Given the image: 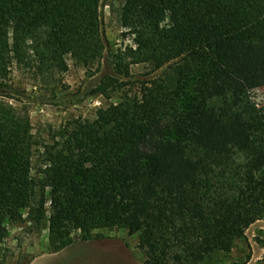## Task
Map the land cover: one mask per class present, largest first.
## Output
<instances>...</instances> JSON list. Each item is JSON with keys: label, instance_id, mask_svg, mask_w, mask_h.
<instances>
[{"label": "trees", "instance_id": "16d2710c", "mask_svg": "<svg viewBox=\"0 0 264 264\" xmlns=\"http://www.w3.org/2000/svg\"><path fill=\"white\" fill-rule=\"evenodd\" d=\"M102 0H0V96L18 66L38 81L104 57ZM135 44L115 73L161 75L91 117L34 131L0 102V246L9 226L49 230V252L98 229L137 235L145 264H200L264 220V0H126ZM127 61V63L125 62ZM127 84L103 77L111 99Z\"/></svg>", "mask_w": 264, "mask_h": 264}, {"label": "rangeland", "instance_id": "374dc122", "mask_svg": "<svg viewBox=\"0 0 264 264\" xmlns=\"http://www.w3.org/2000/svg\"><path fill=\"white\" fill-rule=\"evenodd\" d=\"M125 1H101L106 51L94 69L69 61L66 73L42 82L15 66L6 81L12 97L0 96V102L28 113L34 131L47 139L51 127L55 129L68 120L91 117L97 108L117 102L124 92H138L145 82L160 76L163 70L153 71L146 64L131 65L129 77L115 73L117 56L128 47H135L119 21ZM107 74L116 75L127 84L122 91L112 93L111 99L93 93ZM251 97L257 106L264 104V90L252 92ZM9 231V237L0 246V264H145L138 236L125 228L95 230L92 240H77L58 253L49 252V230L44 226L39 230L24 223L9 226ZM200 264H264V220L251 225L230 252H216Z\"/></svg>", "mask_w": 264, "mask_h": 264}]
</instances>
